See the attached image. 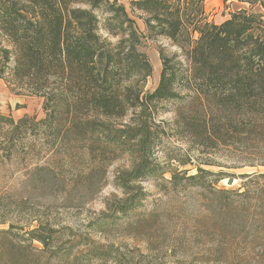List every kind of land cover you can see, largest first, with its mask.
I'll return each instance as SVG.
<instances>
[{
	"label": "rangeland",
	"instance_id": "1",
	"mask_svg": "<svg viewBox=\"0 0 264 264\" xmlns=\"http://www.w3.org/2000/svg\"><path fill=\"white\" fill-rule=\"evenodd\" d=\"M119 3L146 31L138 18L143 15L131 13L128 0ZM204 5L207 19L217 24L248 7L236 0ZM255 10L264 15L259 6ZM95 11L99 32L115 47L120 36L108 32L109 8ZM160 48L179 52L186 64L168 38H148L141 50L153 72L145 90L159 83ZM56 78L48 90L60 94ZM37 85L20 83L12 71L0 76V234L12 229L10 241L0 240L6 254L0 260L7 258L2 264H264V131L249 124L264 122L263 116L254 117L248 107L231 114L217 98L209 102L197 94L194 82L179 88L177 98L156 103L154 123L163 131L149 158L159 171L137 181L147 193L138 207L112 216L125 197L116 177L132 166L130 153L106 147V122H69L65 105L54 109L35 94ZM53 115L63 119L39 126ZM131 116L132 110L111 123L121 126ZM204 122H216L220 137L206 135ZM224 122L248 124L231 138ZM95 123L100 127L94 132L89 126ZM199 167L211 173L201 174ZM39 225L53 233L51 246L22 237Z\"/></svg>",
	"mask_w": 264,
	"mask_h": 264
},
{
	"label": "trees",
	"instance_id": "2",
	"mask_svg": "<svg viewBox=\"0 0 264 264\" xmlns=\"http://www.w3.org/2000/svg\"><path fill=\"white\" fill-rule=\"evenodd\" d=\"M119 1L0 0V36L7 42L0 39V76L12 71L14 79L24 85L40 82L35 94L45 97L54 109L65 105L69 122H106V147L114 153H130L132 166L116 177L125 197L112 216L138 207L146 198L145 188L137 181L155 175L160 167L149 158L160 145L163 131L154 123L156 103L177 98L179 88H193L190 83L194 82L197 94H204L209 102L217 98L231 114L248 107L254 117H264V15L255 10L264 9V0H236L248 7L232 12L220 24L207 19L205 0H128L131 13L143 15L138 18L144 20L146 31L139 29L135 17ZM104 4L110 10L108 32L120 36L113 48L99 32L95 10ZM157 35L180 48L186 64L179 52L160 48L163 68L157 87L150 91L143 83L153 65L141 48ZM52 77L61 79L64 92L48 90ZM131 110L132 116L121 126L111 123L127 117ZM62 119L53 115L39 126ZM204 124L206 135L220 137L216 122ZM241 124L248 122H224L222 127L233 138L243 132ZM249 124L264 131V122ZM99 127L97 123L89 126L94 132ZM194 128L192 124L188 131ZM198 169L201 174L211 173ZM224 173L218 174L224 178ZM10 232L1 231L0 240L10 241ZM26 234L22 237L46 247L54 241L53 233L46 234L43 225Z\"/></svg>",
	"mask_w": 264,
	"mask_h": 264
}]
</instances>
